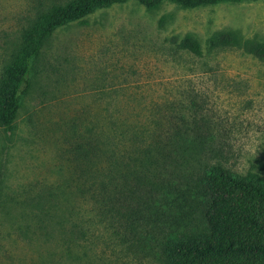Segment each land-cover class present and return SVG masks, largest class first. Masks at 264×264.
Returning <instances> with one entry per match:
<instances>
[{
	"label": "rangeland",
	"instance_id": "obj_1",
	"mask_svg": "<svg viewBox=\"0 0 264 264\" xmlns=\"http://www.w3.org/2000/svg\"><path fill=\"white\" fill-rule=\"evenodd\" d=\"M68 1L0 0V73L36 10ZM84 20L54 31L13 131L0 128V194L10 197L0 212V264H166L162 236L132 239L81 199L69 204L83 238L69 250L36 238L22 201L67 177L72 131L148 133L183 121L211 136L212 164L264 177V61L239 47L209 51L208 46L219 31L236 33L241 43L263 42L264 0L194 8L166 1L152 11L127 0ZM187 35L200 42L202 56L171 41ZM199 226L195 221L181 234Z\"/></svg>",
	"mask_w": 264,
	"mask_h": 264
},
{
	"label": "trees",
	"instance_id": "obj_2",
	"mask_svg": "<svg viewBox=\"0 0 264 264\" xmlns=\"http://www.w3.org/2000/svg\"><path fill=\"white\" fill-rule=\"evenodd\" d=\"M127 0H69L38 8L7 53L0 73V128L12 132L24 97L33 87L36 63L54 31L98 9ZM147 10L173 2L184 8L245 0H136ZM163 21H161L162 23ZM176 48L202 56L200 42L172 37ZM209 51L239 47L264 61V41L240 42L236 33L211 35ZM64 179L43 194L22 201L36 238L69 250L80 236L71 220L74 206L87 201L96 216L140 241L162 236L166 264H264V177L239 175L213 163L211 136L174 124L166 131L107 133L72 131ZM10 197L0 194V212ZM70 199V201H69ZM72 201L70 202L72 204ZM200 222L190 235L181 230ZM17 230L22 234L23 227ZM79 237H78V236Z\"/></svg>",
	"mask_w": 264,
	"mask_h": 264
}]
</instances>
